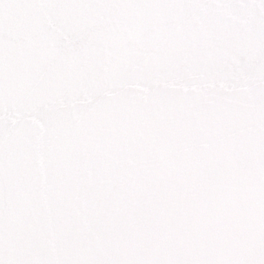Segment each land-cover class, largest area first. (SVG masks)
I'll return each mask as SVG.
<instances>
[{"label":"snow or ice","instance_id":"6c2138e0","mask_svg":"<svg viewBox=\"0 0 264 264\" xmlns=\"http://www.w3.org/2000/svg\"><path fill=\"white\" fill-rule=\"evenodd\" d=\"M0 264H264V0H0Z\"/></svg>","mask_w":264,"mask_h":264}]
</instances>
